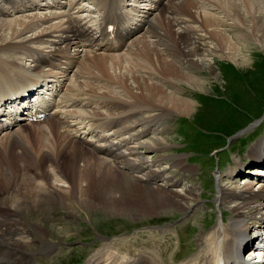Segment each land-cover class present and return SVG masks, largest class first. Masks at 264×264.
Returning a JSON list of instances; mask_svg holds the SVG:
<instances>
[{"label": "bare ground", "instance_id": "6f19581e", "mask_svg": "<svg viewBox=\"0 0 264 264\" xmlns=\"http://www.w3.org/2000/svg\"><path fill=\"white\" fill-rule=\"evenodd\" d=\"M204 1H209L211 9L208 10L214 12L203 11ZM219 1L167 0L153 11L148 17L146 30L126 45L123 54L127 50L130 53L134 47H137L139 55L144 50L149 61L154 62L151 69L160 77L156 81L151 75L144 78L133 74L132 78L127 77V86L123 82L119 86L115 80L116 87L120 89L116 93L110 88L112 82L108 85L101 73L100 76L92 73L97 64L100 72H104V68H121L127 62H121L120 51L99 52L95 50L98 46L91 43L92 38L98 36L97 39L102 41L105 36L104 23L99 24L103 14L98 12V4L93 0H83V5L75 6L76 11L82 12L73 14L57 7L43 6L38 0H0V88L19 80L27 70L38 72L39 67L34 62L26 66L23 59L28 55L34 59L33 53L39 49L47 66L41 76L43 84L39 86V91L47 94L45 101L50 99L49 110L54 117L41 124L24 125L14 131L8 129L0 137V192L17 188L16 192L20 194L11 204L10 194L2 198L4 206L0 207V211L13 216L11 220L17 221L13 222L20 236L6 239L0 233V264H36L37 253L43 254L60 244L59 240H49L46 232L37 226V221L26 218V209L37 210L44 208L45 204L46 208L63 206L70 214L76 213L77 209L94 206L110 213H122L131 210L130 207L135 208L136 214L171 209L189 213L192 210L190 203L199 199L197 190L184 185L176 188V174H167L165 171L169 167L160 166L162 160L174 156L161 154L156 159H147L139 156L136 148L165 151L167 144L162 138L146 137L150 126L165 123L171 113L187 115L195 109L194 113L197 112L194 101L182 96L175 84L182 82L204 89L206 77L191 73L190 69L196 73L208 66L215 75L212 55L225 57L240 69H245L242 67L246 62L244 51L255 43L264 49V0ZM173 9L178 10L180 17L173 16ZM219 9L224 14L220 15ZM74 16L80 22L73 23ZM176 23L178 28L172 29ZM188 30L196 35L191 36ZM79 34L83 37H78ZM163 36L167 39L163 41L166 42L165 47L160 41ZM207 42L210 44L207 45ZM152 43L163 47L158 51ZM208 52H212L209 58ZM56 57L63 59V66ZM52 79L60 86L56 93L50 85ZM54 94L55 97H52ZM9 115L12 114L6 112L7 119L0 128L9 127ZM78 122L83 125L80 127L114 124L115 135L119 138L109 141L106 146L118 150L114 158H121L122 164L132 170L135 168L134 173L129 175L127 171L117 169L107 159L98 157L72 139L67 132L73 130ZM261 149V142L253 145L250 149L253 157H259ZM29 166L36 168L30 170ZM170 167L186 174L195 169L185 164L179 155L175 156ZM242 168L238 163L230 165L227 177L230 179L232 174H239L237 172H241ZM257 174L262 175V179L244 180L241 186H237L236 181H231L228 187L217 186L214 201L220 204V208L226 204L231 216L225 222L222 209H218L219 216L213 228L206 234H198L199 247L195 257L182 264H264V240L259 239L252 248L253 242L246 243L245 239L249 220L254 227L264 224V212L254 205L259 192L264 189V170H259ZM42 178L46 181L43 182ZM60 178L67 185L58 184ZM52 179L57 181L54 183ZM254 180L261 184L259 190L252 189ZM112 182H122L125 188L110 190L106 194L102 189ZM43 194L47 195V199L37 197ZM129 199H134L136 203L119 205L120 201ZM195 212L196 209L192 216ZM258 216L262 218L257 219ZM259 228L264 231V225ZM30 231L39 241H31L24 235ZM34 243L38 248L32 246ZM6 245L15 248V252L5 250ZM246 248L247 256L242 255V250ZM162 256V252L149 250L123 258L105 243L101 249L92 252L83 264H160L158 258L160 260Z\"/></svg>", "mask_w": 264, "mask_h": 264}, {"label": "rangeland", "instance_id": "374dc122", "mask_svg": "<svg viewBox=\"0 0 264 264\" xmlns=\"http://www.w3.org/2000/svg\"><path fill=\"white\" fill-rule=\"evenodd\" d=\"M204 2L206 6L204 3L203 11L206 10L208 13H212L213 10H208L211 9L209 1ZM83 4L84 2L80 5ZM218 4L222 7L220 1ZM164 10H166V8H164ZM177 11L178 10L175 9L172 10L174 17H180ZM218 11L220 15L224 14L220 9ZM178 26V23H176L173 25L172 29H174V27L176 29ZM182 26H184V23ZM227 28L229 29L228 26ZM167 30L168 29H166V31ZM188 31L190 32L191 30ZM230 33L233 34L232 31ZM146 34L150 33L146 32ZM169 35L171 36L170 33ZM195 35L193 33L191 34V36ZM160 41H167V39L163 36ZM171 42L174 43L172 38ZM164 43L166 42H163L162 45L165 47ZM152 44L155 47L157 46L156 48H158V51L163 47L160 44ZM209 44L210 43L207 42V45ZM81 48L82 47H80V49ZM125 49L126 48H124V50ZM136 49L137 47H134L130 50V53H128L127 50L125 55L123 54L124 50L120 51V54H122L120 55L121 62L123 64L126 62L124 60L128 62H126L123 67L107 69L101 65L105 71L100 72L99 65L97 64L98 67H94L96 71L92 68V73L94 72L95 75L101 73L100 75L105 78L104 82L107 84L112 82L113 85L110 88H113L112 90L114 92L117 91L116 93L120 90L116 87V84L120 86V82H123V84L127 86L129 83L128 78H132L133 74L136 76H143L144 78L151 75L155 78L154 80L157 81L160 75L158 76V73L153 68L151 69L152 63L154 62L149 61V56L144 50L139 52L140 55H142L140 56L136 53ZM211 53L212 52H208V58V55H211ZM244 54L246 62L242 64V67L245 69H240L239 66H236L233 64L234 62H231L225 57L222 58L213 55L211 56L213 57V66L216 68L217 72H215V75L207 68L208 66L205 67V70L196 71V73L193 69H190L191 73L202 76L203 78L206 77V87H204V89L190 87L182 82H175L180 90V94L194 101L197 112L194 113L196 111L195 109L191 114L187 115H181L179 112L168 115L165 119V123H157V125L160 126L157 127L160 129L159 133L149 134V136L162 138V141L167 144L165 151L157 152L152 149L140 148L141 153L138 154L147 159H156L157 155L161 154L174 156L173 158L169 157L167 160H162L161 167H168V165L174 161L175 156L178 155L182 156L185 164L192 167L194 166L195 169L187 174L184 171L170 166L166 168L165 173L176 174L175 179L178 180L176 188L180 189V186L184 185L193 187L197 190L199 199L192 201V203L189 202L192 207L191 211L193 212L196 209L195 214L192 216L191 211H189V213H182L181 211L172 209L159 211L157 213L136 214L137 211L134 210V207H130L131 210L122 213H110V211L106 209L94 206L91 208L96 210L93 213V219L95 218V221L91 218L88 220L94 222L95 227L92 229L90 227L88 228L86 224H83L85 228L78 231V226L76 225L78 220L76 217L70 219L68 214L61 210L56 214L50 213L46 219L51 223L49 228L52 230V234L66 242L62 244L60 250L52 257V260L46 262L47 264H59L56 262L57 257L65 254L68 256L73 255V258L79 257V261L84 262L91 249L100 247L106 241L109 243L110 247H113V251L123 258L130 257L133 253L138 251L149 250L159 253L162 252V255L164 254L160 260L158 258L160 264H182L195 257L199 247V241H197L198 234L202 232L205 234L208 233L215 225L217 216H219L218 208H220V204L214 201L217 195V193H215V188L217 192L218 185L228 187L231 185V181H236L238 182V184L236 183L237 186H241L244 180L254 177L262 179L263 177L257 174L259 169L264 170L261 161L255 158L257 156L253 157L250 153V149L264 138V49L261 45L255 43L250 45L247 50L244 51ZM56 58L59 59V63L63 66V59ZM93 64L95 65L96 63L93 62ZM155 69H157V67ZM123 71L124 73H122ZM150 71L152 74H149ZM153 71H155L156 74L155 72L153 73ZM115 80L117 82L116 84L114 82ZM252 123H254V125H252ZM243 129L246 130L239 132ZM236 133L239 134L237 135ZM229 135L233 136L231 141L229 137H227ZM245 146L248 150L244 149ZM232 153H236V155ZM230 156L234 161L235 159H240L236 160L232 165L238 163L243 166V161L246 162L243 170H247L245 172L247 178H243L245 177L243 174L237 175L232 179L225 178L224 176L222 180L216 177L217 170H221L223 175L226 173L227 163L231 162ZM262 156H264V154H262ZM60 180L61 182H57L58 184L61 186L67 185L62 182V178H60ZM52 181L55 183L57 180L52 179ZM254 181L256 182L258 180ZM254 181L251 186L252 189L255 184ZM120 188H125L122 182H112L110 185H106L102 190L108 194ZM132 203H136V201L134 199L123 200L119 202V205ZM197 205L198 207H196ZM226 207V204L221 207L225 222H227L231 216ZM37 210L44 211L45 208ZM68 213H70V211H68ZM79 214L82 220H85L83 213ZM62 222L70 223V226H67L65 230L56 229V224ZM148 227L151 228L149 229ZM98 234L99 237H105V239L100 240ZM5 250L15 252V248H10L8 245L5 246ZM71 261L72 260H63L60 264H71Z\"/></svg>", "mask_w": 264, "mask_h": 264}]
</instances>
